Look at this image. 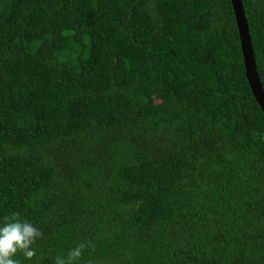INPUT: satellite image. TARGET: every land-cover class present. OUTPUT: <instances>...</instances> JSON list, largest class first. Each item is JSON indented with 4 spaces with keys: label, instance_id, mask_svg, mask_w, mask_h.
<instances>
[{
    "label": "trees",
    "instance_id": "trees-1",
    "mask_svg": "<svg viewBox=\"0 0 264 264\" xmlns=\"http://www.w3.org/2000/svg\"><path fill=\"white\" fill-rule=\"evenodd\" d=\"M264 91V0H242ZM55 264H264V114L230 0H0V226Z\"/></svg>",
    "mask_w": 264,
    "mask_h": 264
},
{
    "label": "clouds",
    "instance_id": "clouds-1",
    "mask_svg": "<svg viewBox=\"0 0 264 264\" xmlns=\"http://www.w3.org/2000/svg\"><path fill=\"white\" fill-rule=\"evenodd\" d=\"M43 233L28 220H22L19 212L4 217L0 226V264H22L17 259L22 254L25 259L32 260L36 256L33 245ZM93 242H81L67 253L66 257L57 255L55 264H79L85 250L95 251Z\"/></svg>",
    "mask_w": 264,
    "mask_h": 264
},
{
    "label": "water",
    "instance_id": "water-1",
    "mask_svg": "<svg viewBox=\"0 0 264 264\" xmlns=\"http://www.w3.org/2000/svg\"><path fill=\"white\" fill-rule=\"evenodd\" d=\"M230 2L238 32L244 65V76L247 80L253 97L264 114V91L256 70L248 24L243 11L242 0H230Z\"/></svg>",
    "mask_w": 264,
    "mask_h": 264
}]
</instances>
